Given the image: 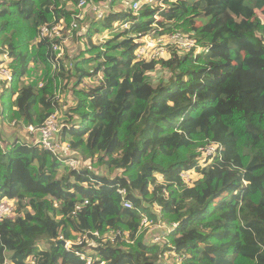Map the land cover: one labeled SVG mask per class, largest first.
<instances>
[{
	"label": "trees",
	"instance_id": "obj_1",
	"mask_svg": "<svg viewBox=\"0 0 264 264\" xmlns=\"http://www.w3.org/2000/svg\"><path fill=\"white\" fill-rule=\"evenodd\" d=\"M117 1L96 0L110 6L103 22L78 20L87 40L73 31L87 49L54 68L61 40L39 38L40 28H69L80 0H0V55L14 75L0 93V202L14 204L0 221V264H86L76 252L93 264H264V0H156L138 12L132 0L113 11ZM123 25L99 50L92 33ZM175 31L201 50L137 56L135 38ZM33 66L45 71L40 86L26 78ZM158 69L170 76L154 84ZM68 89L56 138L82 170L25 129L56 115V91ZM210 145L213 158L201 150ZM144 216L165 225L164 242ZM82 237L70 250L60 243Z\"/></svg>",
	"mask_w": 264,
	"mask_h": 264
},
{
	"label": "built area",
	"instance_id": "obj_2",
	"mask_svg": "<svg viewBox=\"0 0 264 264\" xmlns=\"http://www.w3.org/2000/svg\"><path fill=\"white\" fill-rule=\"evenodd\" d=\"M145 3L148 4H155L156 0H132V8L134 12H138L141 10L143 5ZM88 4V9H92L93 13L95 14L96 18L98 20L102 19L104 20L105 16L107 15V11L110 9V6L108 3H105L104 5L97 4L96 0H80L78 5L75 7L76 13L74 14L75 19L72 25L67 28L66 26H63L64 20L56 22V23H48L40 28V33H39V38H48V39H55L58 38L61 40L60 43H56L53 45V67L58 68L60 67L64 62H65V48H64V43L67 41V37L69 35L73 34V31L78 27V20L82 19L85 17L87 10L84 11L85 6ZM160 5L164 7L165 5L163 4V1L160 2ZM88 16V14H87ZM125 28H127V25H123ZM155 36H159L158 34L151 33L147 34L146 36L142 38H135V40L141 45L139 46L137 50V56L139 58H145V59H158L161 57L166 58L164 55L166 54L168 48L170 46H174L171 50V54L173 50H177L178 53L180 52V49H185V50H190L193 51L196 49V52H199L201 50L200 45L196 41L195 38L190 37L187 34H184L182 32H176L172 34V38L164 37L161 35L158 39H156ZM170 40L171 43L168 44V47L166 48V43L164 41ZM1 50V46H0ZM188 51L187 53H189ZM171 56V55H170ZM169 56V57H170ZM10 57L8 56L7 52L3 53L0 55V82L4 83L6 86H9L13 79L14 75L9 67V62H10ZM42 85V84H41ZM2 91V90H1ZM56 115L50 116L45 123L40 126L36 127V130L39 135V144L42 145V148L52 152L54 155H56L61 162L64 164L68 165L70 168L74 170H82L85 168L86 163L83 162L81 159L77 158L71 149V146L66 143V142H60L56 137L60 133L58 128L55 126L54 119L56 120ZM15 124V122H13ZM63 127L64 125L61 124ZM35 127L33 125L27 126V129L29 131H34ZM217 146L216 145H210L207 148H201L202 152H204L203 156H213L216 155L217 153ZM181 176L187 180L191 177V171H183L181 173ZM121 193L126 194L124 190H120ZM87 202V201H86ZM124 207L126 208H134L133 204L129 200H124L123 203ZM14 204L11 203L7 199H3L0 202V221L4 219V217L12 214L14 210ZM143 227H150L152 222L148 220L146 216L143 218L142 222ZM158 227L165 228V225L162 224L161 222L157 223ZM175 227L178 226V224L174 225ZM85 238V237H84ZM163 237H157L156 240L160 241ZM78 243H73L69 241L65 242V246L68 250L72 248L73 244L80 245L83 242V237L79 238ZM68 243V244H66ZM76 255L79 256L82 260L86 261V264H93L94 260L91 256H87L86 254L76 252ZM100 264H105L104 262H101Z\"/></svg>",
	"mask_w": 264,
	"mask_h": 264
},
{
	"label": "rangeland",
	"instance_id": "obj_3",
	"mask_svg": "<svg viewBox=\"0 0 264 264\" xmlns=\"http://www.w3.org/2000/svg\"><path fill=\"white\" fill-rule=\"evenodd\" d=\"M127 3L128 2L126 0H119V1H117L112 6L111 9L113 11H115V10L116 11H123V9L125 8V6H127ZM68 7H70L69 3L67 4V8ZM87 9H88V4L85 6L84 11H86ZM108 13H109V10L107 11L106 14H108ZM87 14H88V16H89V14H93L92 9L87 10V13H86L85 17L82 18V19H79L80 22H84V21H86L88 23L91 22V21L89 22V19H88ZM63 20H64L63 26L65 27L66 24H67V20L66 19H63ZM96 22H101L102 23L103 20L100 19L99 21H96ZM98 28H100V26L98 27V25H97V29ZM76 29H77V32H79L81 35L83 34L82 32H84V29H83V25L82 24L79 23L78 24V27ZM123 29H125V26H122V27L116 26V28L114 30H111V31L110 30H106V32L103 31L101 33L98 32V30L97 31H94L92 33L93 41L96 42L98 45H100L99 50H104V49L109 50L108 49L109 46H104V44L106 42H108L109 40H111L112 38H114V36H118V34L120 33V31H122ZM176 32H182V31H175L174 33H176ZM174 33L164 34L162 36H164L165 38L168 37V38L171 39L172 38L171 35L174 34ZM182 33L186 34L185 32H182ZM82 36L85 38V40H87L86 35H82ZM79 37L76 34L69 35L67 37V41L64 43V48H65V52H66L65 57L67 55L68 50L71 53V58H70L69 61L66 62V64H68L71 67L74 66V61H75L74 58L75 57H79V54H81V52H83V51H85L87 49V44H86L85 40L84 39L80 40ZM155 37H156V39H158L159 37H161V35L155 36ZM164 43L167 44L166 45V48H167L168 47V44H170L171 41L168 39V40L164 41ZM173 48H175V47L174 46H170L168 48L166 54L164 55L167 59L171 55V50ZM188 51H190V50H185L184 48L183 49H180L179 55L183 56ZM73 52H74V54H73ZM109 54H112V53L110 52ZM87 55H89V54H87ZM169 76H170V73H169L168 70H166V69L165 70L164 69H161V70L158 69V72L155 73L154 76H153V79L155 80V83L154 84H157L160 81L161 78H162V80H165V79L169 78ZM26 78L29 80V82L35 83V84H37V85L40 86L44 82V80H45L44 79L45 78V71L43 70V67L42 66H38V67L37 66H33V68H31L29 70ZM5 86L6 85L4 83L0 82V89L2 90L1 92H3ZM56 95L59 98L58 100H59L61 109H58L56 111V117L57 118H56V120L54 119V122H55V126L60 131V129L62 128L61 124H63L62 123V120H63V118H65L64 117V115L66 114L65 112L70 107V104L72 103V99L73 98H72V93H71V91L69 89L66 91L65 94H63L61 90H58V91H56ZM0 116H1V114H0ZM10 125L13 128L11 129V131L9 130L8 133H5V135H6L7 141L9 143H12L16 139V135L19 132L16 129L15 125H13V123H11ZM25 129H26V132L27 131L29 132V134L31 136V139H32V142H39V135H38V133H36L37 132L36 127H35V130L34 131H29V129H27V127H25ZM9 145H7V146H9ZM7 146L4 145L5 148H7ZM147 227L148 226L144 227V230ZM148 228H149L150 232L153 233V235L151 236V240L152 241H155V242H158V243L164 242V239L163 238L160 241H157L156 240L157 237H161L162 233L165 230L164 228L158 227L157 224H153V225H151ZM70 241L73 242V243H78V241H76V240H73V241L70 240ZM71 242H70V244H71ZM66 244H68V243H66ZM41 247L42 248H46V245L42 244Z\"/></svg>",
	"mask_w": 264,
	"mask_h": 264
},
{
	"label": "water",
	"instance_id": "obj_4",
	"mask_svg": "<svg viewBox=\"0 0 264 264\" xmlns=\"http://www.w3.org/2000/svg\"><path fill=\"white\" fill-rule=\"evenodd\" d=\"M60 243L65 244V241H61Z\"/></svg>",
	"mask_w": 264,
	"mask_h": 264
},
{
	"label": "crops",
	"instance_id": "obj_5",
	"mask_svg": "<svg viewBox=\"0 0 264 264\" xmlns=\"http://www.w3.org/2000/svg\"><path fill=\"white\" fill-rule=\"evenodd\" d=\"M0 93H1V89H0Z\"/></svg>",
	"mask_w": 264,
	"mask_h": 264
}]
</instances>
